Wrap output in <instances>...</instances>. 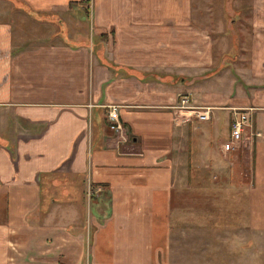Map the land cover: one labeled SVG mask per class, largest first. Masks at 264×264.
I'll return each mask as SVG.
<instances>
[{"label":"crops","instance_id":"0c3cea01","mask_svg":"<svg viewBox=\"0 0 264 264\" xmlns=\"http://www.w3.org/2000/svg\"><path fill=\"white\" fill-rule=\"evenodd\" d=\"M194 3L0 0V264H247L262 248L264 0ZM234 109L249 127L226 152ZM45 177L69 197L43 206ZM87 188L88 228L55 217Z\"/></svg>","mask_w":264,"mask_h":264},{"label":"rangeland","instance_id":"374dc122","mask_svg":"<svg viewBox=\"0 0 264 264\" xmlns=\"http://www.w3.org/2000/svg\"><path fill=\"white\" fill-rule=\"evenodd\" d=\"M194 1H195L194 6H195L196 10L200 11L201 13L207 7H210V9L214 10L215 13L217 12V14H218L219 11L222 12V10H223L222 13L224 15L228 16L227 10H231V9L235 10L236 8L240 9L241 5H242L240 3H243L245 0H241V1H238V0H194ZM244 7L247 8L248 6H244ZM205 18H207V17L205 16ZM212 19H213V17H212ZM214 19H215V17H214ZM235 19H239V17L236 16ZM92 38H93V33H92ZM217 82L214 81V84H211L210 87H213L216 90L219 89V91L228 93V90H226V85L223 84V86H222L221 83L218 84ZM177 98H178V96H177ZM217 113L219 114V118H220L219 120H222L220 125L222 123H225L226 119H227V112L217 111ZM227 133H228V129L226 128L224 133H222L223 135H221L219 139L229 140L230 133H229V135ZM242 153L244 155L240 153L239 159L243 163L245 160V152H242ZM244 163H246V162H244ZM245 165H243V166H245ZM234 167H236V166H234ZM49 178L50 177H48V178L45 177L42 180V188L41 189H42L43 206H46L48 201L52 198H57L59 200L62 197L64 198L67 196V194L62 193V189H63L62 187H60V188L59 187H50V184L48 182ZM56 178H63V177H62V175H58ZM91 192L95 193L96 189L91 188ZM72 196L73 197L71 198V200H72L71 209L70 210H64V209H60V208L56 209L55 217H64V219H66L67 216L70 219L72 217L73 218L77 217V224L79 225V227L77 226V228L80 230V228H84L86 225L88 228V226H89L88 220L90 219V215L93 212V211H91L92 208L90 206V203H92V201L90 199H92V198L89 197L88 188H87V191L84 192L83 198H82L81 194H76V193L72 194ZM67 197H69V196H67ZM63 204L69 205L68 202H64ZM262 240L263 241L258 242V244L262 243V248H260L258 246L259 247L258 251H256V243L254 242V240L253 241L250 240L248 243V248H246L247 252H246V250L242 251V253L244 255L242 254L241 259L244 260L246 258L247 264H264V239H262ZM72 241H73L72 246L74 248L76 246V244H78V241H76L75 239H72ZM255 253H256V255H253Z\"/></svg>","mask_w":264,"mask_h":264},{"label":"built area","instance_id":"2783aa9c","mask_svg":"<svg viewBox=\"0 0 264 264\" xmlns=\"http://www.w3.org/2000/svg\"><path fill=\"white\" fill-rule=\"evenodd\" d=\"M190 95L179 93L177 102L175 104V109L180 110H194L196 116L200 120L210 119V108L197 109L190 106ZM119 108L115 105L109 106L108 117L110 121V130L113 132H121L123 126L120 121ZM249 114L247 109H234L233 118L231 121V129L229 140L223 144L224 151H232L235 149L236 145L240 144L243 136L249 127ZM260 135V134H258ZM89 197H92L95 193L91 192V188L88 190Z\"/></svg>","mask_w":264,"mask_h":264}]
</instances>
